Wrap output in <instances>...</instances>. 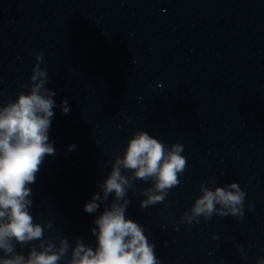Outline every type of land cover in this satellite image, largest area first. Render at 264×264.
<instances>
[{
	"label": "water",
	"instance_id": "1",
	"mask_svg": "<svg viewBox=\"0 0 264 264\" xmlns=\"http://www.w3.org/2000/svg\"><path fill=\"white\" fill-rule=\"evenodd\" d=\"M38 51L57 93L49 132L56 153L30 185L35 222L53 224L45 237L95 247L90 230L103 205L93 214L84 205L143 130L181 143L188 161L167 209L139 207L151 182L136 180L128 192L126 215L145 227L162 264L264 257V0H0V105L27 92ZM212 178L210 189L236 182L246 193L243 219L214 215L175 231Z\"/></svg>",
	"mask_w": 264,
	"mask_h": 264
},
{
	"label": "clouds",
	"instance_id": "2",
	"mask_svg": "<svg viewBox=\"0 0 264 264\" xmlns=\"http://www.w3.org/2000/svg\"><path fill=\"white\" fill-rule=\"evenodd\" d=\"M35 61L28 83L23 85L27 92L21 91L14 101L0 105V264H162L145 227L126 215L131 203L128 192L136 193V180L151 182V187L140 192L145 198L139 201V207L164 204L167 209L170 204L165 203L166 197L180 184L188 161L182 155L181 143L166 145L147 131L133 133L123 154L112 161L107 177L98 183L100 191L84 205L88 214L96 213L103 205L90 230L95 247L80 237L75 238L74 246L62 235L45 237V231L53 229L52 222H35L30 211V185L36 182L45 157L56 153L49 132L57 106L53 99L57 93L47 87V68L41 67L45 62L43 52H35ZM60 108L64 114L70 112L68 98L61 101ZM73 150L75 145H69L68 151ZM208 183L215 184V178L199 185L201 195L173 225L175 231L180 225L199 224L201 218L208 221L214 215L243 219L246 193L239 184L231 182L210 189ZM253 207L248 204L249 211ZM212 239L218 237L213 235ZM164 243L167 246V241ZM17 246L28 248L27 254L17 252ZM235 247L241 258H246L244 246ZM220 264H224L223 258ZM255 264H264V257Z\"/></svg>",
	"mask_w": 264,
	"mask_h": 264
}]
</instances>
